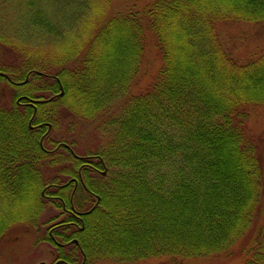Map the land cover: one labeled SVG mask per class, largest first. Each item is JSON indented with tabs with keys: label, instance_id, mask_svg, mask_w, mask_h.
<instances>
[{
	"label": "trees",
	"instance_id": "1",
	"mask_svg": "<svg viewBox=\"0 0 264 264\" xmlns=\"http://www.w3.org/2000/svg\"><path fill=\"white\" fill-rule=\"evenodd\" d=\"M94 3L27 0L19 17L26 29L18 30V21L12 33L0 34V48L10 54L0 56V72L23 82L11 86V107L0 105V209L8 212L0 213V236L14 213L34 226L48 205L70 209L71 195L80 211L85 195L96 206L82 220L65 215L46 231L55 239L56 264L200 258L245 236L251 246L244 264H264V150L247 135L245 112L247 105L264 106V54L238 64L216 28L263 22L264 0L155 2L145 18L163 66L151 88L132 97L126 96L140 67L143 24L118 14L79 42L74 37ZM31 51L46 54L30 57ZM19 96L52 98L37 102L34 112L16 105ZM62 114L97 121L105 140L94 151H78L92 158H73L65 136L42 145L28 128L29 120L45 122L52 132ZM50 149L62 156L54 160ZM46 166L58 168L49 175ZM101 167L104 175L95 172ZM26 211L36 213L25 217Z\"/></svg>",
	"mask_w": 264,
	"mask_h": 264
},
{
	"label": "rangeland",
	"instance_id": "2",
	"mask_svg": "<svg viewBox=\"0 0 264 264\" xmlns=\"http://www.w3.org/2000/svg\"><path fill=\"white\" fill-rule=\"evenodd\" d=\"M3 1H5L6 4L0 2V29H3L0 30V34L5 35V33L10 31L11 28H16L19 23L18 21H20L18 30L23 32L26 29V22L24 19L21 21L19 17L23 18L25 16L24 8L26 6L27 0ZM157 1L158 0H95V3L94 5L92 4L90 13L88 15L89 18L86 19L87 23H84V26L81 27V33L74 37L75 40H78L79 42H82L84 39L89 40L91 35L93 36V33H95L96 29L100 26L99 21L106 22L118 14L131 15L142 22V28H144V41H142V43H144V46L139 64L140 67L137 71V74L134 76V78H132V82H130V89L126 97L138 96L149 90L156 81V78L159 76L160 69L163 66L156 39L148 30L145 18V13L148 8ZM17 11L19 13H17ZM216 28L225 50L230 53V55L236 60L238 64H245L246 62L256 59L264 54V21L259 23L220 22L217 24ZM13 31H15L17 34H21L17 31V29H13ZM10 32L12 33V31ZM28 33L31 34L32 40L38 42L39 35L31 33V31ZM18 37L20 38V36ZM2 49L3 48H0L1 60H8V56H10L8 50ZM32 54L33 55L29 54L30 57H42L46 54V52H32ZM4 80L5 81H0V105L10 108L12 103L10 96L12 91L11 86L23 84V82L12 81L8 78V76L7 78H4ZM51 98L52 96L46 99H31L24 96H19L20 100L22 99L26 101L24 102L25 105H20L19 107L30 106V108H35L34 104H32L33 101L47 102ZM245 112L248 116L246 122V133L254 142L258 152L262 153L261 151L264 150V106L247 105ZM96 123L97 121L93 122V124L91 122H78L75 121L74 118L65 117V115L62 114L59 124L60 126L56 130L51 132V130L48 129L47 132L44 133V128L41 130L39 129L40 133L42 134L41 144L43 145V141L46 142L52 139L57 140V136H65L69 142L65 143L66 145L61 143L58 145V147L65 145L64 147L69 149L73 158H92L85 157L84 154L80 152H83L84 150L94 151L96 150L97 146L102 144L101 142L105 140V137L100 133V131L98 132L95 130ZM56 151L57 150L50 149L49 152L53 153L54 160H58V158L62 156V154L54 155ZM97 159L100 160L102 158ZM48 160H52V162L54 161L50 158L47 159V161ZM53 163L51 164L52 166L58 164L57 161L54 164ZM101 163L105 164L104 161H101ZM85 165H88L89 167V164ZM46 168L49 169L48 166H46ZM53 168L56 169L58 167ZM53 168L49 169V172L46 174L50 175L55 173V169ZM103 168L104 167L96 168L95 172L99 173L98 175H104ZM80 177L82 183L81 185L84 191L85 185L83 186V184L85 179L82 174ZM70 181L71 179L64 184H55L53 189L60 187L59 185L64 186ZM72 193L73 192H71V194ZM79 194H82V192L80 191ZM72 197L73 196L71 195V198ZM45 198L47 201L52 200V198L49 196ZM82 202V208L80 211H78L81 214L77 216L81 220L84 214H88L96 206L93 205L91 201L85 197V195ZM0 206H2V203H0ZM0 213L3 215L8 214L6 210L1 211V209ZM35 213V211H26L24 212V216H34ZM60 213L61 210L55 209L53 206L48 205L47 208L41 213L38 223L34 226L23 223L21 221L22 216L20 214L17 216L14 213L8 216V219H6V225H8V229L3 232L2 236H0V264H38L41 262H44L45 264H56L54 247L55 239L51 234L52 239H49V241V235L47 234L50 233V230L48 229L52 226H55L64 217V215ZM12 218L17 219L14 224H11ZM47 230L49 233L46 232ZM247 237L249 236L240 238L225 252L205 257L173 258L170 256H161L146 258L144 260L130 263L128 262L127 264H244L249 258L246 252L247 247L251 246L250 240ZM64 245L68 246L69 244ZM96 264L118 263L106 260L97 262Z\"/></svg>",
	"mask_w": 264,
	"mask_h": 264
},
{
	"label": "flooded vegetation",
	"instance_id": "3",
	"mask_svg": "<svg viewBox=\"0 0 264 264\" xmlns=\"http://www.w3.org/2000/svg\"><path fill=\"white\" fill-rule=\"evenodd\" d=\"M0 75H3L4 76V78H7V76L6 75H4L2 72H0ZM14 102L16 103V105L19 107L20 105H25V103L24 102H26V101H24V100H20L19 98L18 99H15L14 100ZM37 102H40V101H33L32 102V104H34V106L36 105V103ZM20 108H24V107H20ZM35 108L33 109V111L35 112ZM27 124H28V128L31 130V131H35V134H37L39 137H40V141H41V138H42V134L40 133V130L43 128V126H47V130L48 129H50V125L48 124V123H39V124H33V122H31V120H29L28 122H27ZM40 129V130H39ZM69 150V149H68ZM46 152H50V150H46ZM82 166H86L85 164H83ZM87 167H88V165H87ZM96 171V170H95ZM74 188H76V186H77V182L75 181L74 182ZM83 186H84V184H83ZM72 190H74V189H72ZM70 209H67L66 208V206L64 207H62V209H61V213L60 214H62V215H66V216H70V215H76V216H78L79 214H81V213H79L78 211H76L75 209H74V207H73V205H72V198L70 197ZM70 224H74V223H70ZM50 233H51V231H50ZM75 242V241H74ZM57 244V246H65L64 245V243L63 244H59V243H56ZM69 244V243H68Z\"/></svg>",
	"mask_w": 264,
	"mask_h": 264
},
{
	"label": "water",
	"instance_id": "4",
	"mask_svg": "<svg viewBox=\"0 0 264 264\" xmlns=\"http://www.w3.org/2000/svg\"><path fill=\"white\" fill-rule=\"evenodd\" d=\"M60 94L62 95V92ZM39 264H45V263H39Z\"/></svg>",
	"mask_w": 264,
	"mask_h": 264
}]
</instances>
